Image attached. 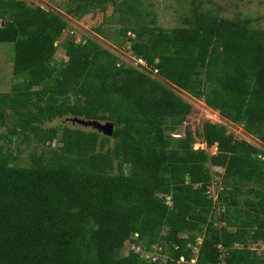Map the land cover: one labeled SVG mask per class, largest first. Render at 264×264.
<instances>
[{"label":"trees","instance_id":"16d2710c","mask_svg":"<svg viewBox=\"0 0 264 264\" xmlns=\"http://www.w3.org/2000/svg\"><path fill=\"white\" fill-rule=\"evenodd\" d=\"M200 4L164 27L144 0H70L77 19L114 7L104 25L134 66L93 38L56 44L60 13L0 0V43L15 46L0 125L35 142L25 161L0 143V264H264V27ZM181 92L263 146L210 120L175 136L193 112ZM73 116L112 120L113 135Z\"/></svg>","mask_w":264,"mask_h":264},{"label":"rangeland","instance_id":"374dc122","mask_svg":"<svg viewBox=\"0 0 264 264\" xmlns=\"http://www.w3.org/2000/svg\"><path fill=\"white\" fill-rule=\"evenodd\" d=\"M24 1L31 6H44L49 10L60 13L61 16L67 21V28L59 37L56 44H60L66 39L71 38H75L78 42H80L82 38H93L97 40L100 44H102L105 48L119 56V58L124 62H127L134 66H138L139 60L136 59V57H134L130 53L128 49V42L124 39L125 42H122L121 40L122 43L120 42L121 44H119L115 42L114 38H111L117 37L114 28H118V26L104 25L105 14L111 15L114 11L113 6H109L105 14L101 11L90 12L84 15L83 18L77 19L68 12V4L70 0ZM144 4L146 5L147 9H149L150 11L153 10L156 13V17H154L156 19L157 24L164 27H172L183 24V19L191 13L193 7V0H144ZM200 5V11H214L229 18L247 16L252 17L254 19L256 18L255 25L259 27H264V0H201ZM100 24H103V31L106 32V34H99L95 30V28ZM123 44H125L124 47L122 46ZM60 46L61 45H59L56 54V61H58L59 63L62 62V59L64 57V49ZM14 55V43H0V91H7L11 88L13 81L12 77ZM144 71L146 73H149V75H151L153 78L161 80V77L156 73L148 71V69H145ZM180 94L186 100L193 104V112L187 117V120L185 121L184 125H182L179 130L174 131L173 134L175 136L183 135L185 127H190L193 131L198 132L201 130L203 123L207 120H210L215 123L226 124L229 131L234 132L236 137L240 139H247L248 141L254 143L257 146H263L260 141H258L255 137L251 136L249 133H247L241 125L228 122L225 118L220 115L218 111L209 107L204 102V100L194 98L187 92H181ZM63 120L64 119H56L52 122H47V125H56L60 121L62 122ZM101 121L104 122L106 120ZM74 126L82 127L77 123ZM8 133V126L0 125V143L5 142V145L7 147L12 148L13 154L19 157L20 161H25L28 158L29 152L35 148V142L32 139V141L27 142L23 138L17 139L16 137H14L12 142L9 143L7 139V141L5 140V137ZM195 147L205 148L211 154H215L217 152L216 146L208 148L206 143L202 142L199 138H197L196 140ZM37 149L41 150V147ZM215 170L223 172V169L221 168H214V172ZM218 177L220 178L221 175H218L215 172V180L210 186V192L215 198L220 190V180H216ZM257 250L259 253L264 255L263 246L257 247ZM193 260L194 261H192V263L195 262V259Z\"/></svg>","mask_w":264,"mask_h":264},{"label":"water","instance_id":"95a60500","mask_svg":"<svg viewBox=\"0 0 264 264\" xmlns=\"http://www.w3.org/2000/svg\"><path fill=\"white\" fill-rule=\"evenodd\" d=\"M66 121H70L74 125L77 123L84 128H91L106 136H112L114 132L115 123L112 120L101 121L98 119H86L83 117L73 116L68 117Z\"/></svg>","mask_w":264,"mask_h":264},{"label":"built area","instance_id":"2783aa9c","mask_svg":"<svg viewBox=\"0 0 264 264\" xmlns=\"http://www.w3.org/2000/svg\"><path fill=\"white\" fill-rule=\"evenodd\" d=\"M138 60H139L138 63L146 64L145 61H144L143 59H138ZM192 261H194V260H192Z\"/></svg>","mask_w":264,"mask_h":264}]
</instances>
